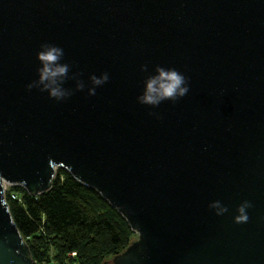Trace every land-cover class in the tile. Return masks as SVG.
<instances>
[{"label":"water","instance_id":"obj_1","mask_svg":"<svg viewBox=\"0 0 264 264\" xmlns=\"http://www.w3.org/2000/svg\"><path fill=\"white\" fill-rule=\"evenodd\" d=\"M44 43L70 76L108 83L61 103L29 91ZM145 64L184 73L189 93L138 104ZM58 168L137 235L103 264H264V0H0V264H36L4 185L39 196Z\"/></svg>","mask_w":264,"mask_h":264},{"label":"trees","instance_id":"obj_2","mask_svg":"<svg viewBox=\"0 0 264 264\" xmlns=\"http://www.w3.org/2000/svg\"><path fill=\"white\" fill-rule=\"evenodd\" d=\"M5 198L36 264H103L137 238L98 192L61 168L48 192L12 186Z\"/></svg>","mask_w":264,"mask_h":264},{"label":"clouds","instance_id":"obj_3","mask_svg":"<svg viewBox=\"0 0 264 264\" xmlns=\"http://www.w3.org/2000/svg\"><path fill=\"white\" fill-rule=\"evenodd\" d=\"M39 67L36 70V79L27 85L29 91L36 89L41 93H47L49 99L57 103L70 99L75 92H83L87 88L89 96H95L97 88L108 83L109 73L100 75L92 74L88 77V84L79 79L80 73L72 76V66L64 62L65 50L55 44L44 43L36 53ZM141 73H147L143 81L141 94L137 96V103L151 109H158L165 102L176 103L184 98L190 91V82L186 75L175 68L156 66L149 71V65L140 67ZM75 80V88L65 87L66 81ZM150 116L159 119V114L155 111L149 112ZM215 215L222 217L228 213L229 209L221 201L217 200L209 205ZM252 207L251 202L245 200L236 209L234 222L244 224L249 221L248 210Z\"/></svg>","mask_w":264,"mask_h":264},{"label":"built area","instance_id":"obj_4","mask_svg":"<svg viewBox=\"0 0 264 264\" xmlns=\"http://www.w3.org/2000/svg\"><path fill=\"white\" fill-rule=\"evenodd\" d=\"M13 185H9V184H5L4 185V189H5V191L7 190V189H9L10 187H12ZM74 255V254H73Z\"/></svg>","mask_w":264,"mask_h":264},{"label":"rangeland","instance_id":"obj_5","mask_svg":"<svg viewBox=\"0 0 264 264\" xmlns=\"http://www.w3.org/2000/svg\"><path fill=\"white\" fill-rule=\"evenodd\" d=\"M6 191H8V189H7ZM6 191H5V192H6Z\"/></svg>","mask_w":264,"mask_h":264}]
</instances>
